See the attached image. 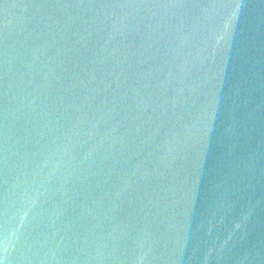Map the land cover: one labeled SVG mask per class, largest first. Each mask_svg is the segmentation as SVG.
<instances>
[{"label":"water","instance_id":"1","mask_svg":"<svg viewBox=\"0 0 264 264\" xmlns=\"http://www.w3.org/2000/svg\"><path fill=\"white\" fill-rule=\"evenodd\" d=\"M0 264H264V0H0Z\"/></svg>","mask_w":264,"mask_h":264}]
</instances>
